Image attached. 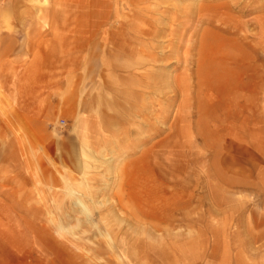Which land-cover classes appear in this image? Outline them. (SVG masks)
<instances>
[{
    "label": "rangeland",
    "instance_id": "rangeland-1",
    "mask_svg": "<svg viewBox=\"0 0 264 264\" xmlns=\"http://www.w3.org/2000/svg\"><path fill=\"white\" fill-rule=\"evenodd\" d=\"M0 22L75 102L0 115V264H264V0H0Z\"/></svg>",
    "mask_w": 264,
    "mask_h": 264
},
{
    "label": "crops",
    "instance_id": "crops-1",
    "mask_svg": "<svg viewBox=\"0 0 264 264\" xmlns=\"http://www.w3.org/2000/svg\"><path fill=\"white\" fill-rule=\"evenodd\" d=\"M3 31L0 29V115L14 112L17 120L41 122L54 119L61 108L62 114H67L70 108L74 110V101L67 98L61 104L59 97L50 93L54 79L39 75L42 72L39 51L24 63L28 54L24 49H14L20 44L11 39L12 34ZM48 69L47 72H54L51 66ZM2 122L0 116V130L5 129Z\"/></svg>",
    "mask_w": 264,
    "mask_h": 264
},
{
    "label": "bare ground",
    "instance_id": "bare-ground-1",
    "mask_svg": "<svg viewBox=\"0 0 264 264\" xmlns=\"http://www.w3.org/2000/svg\"><path fill=\"white\" fill-rule=\"evenodd\" d=\"M225 92H227L228 94L230 93V91L229 90H225ZM237 92V91H236ZM63 232V230L62 229H60V228H57L56 229V234L59 236L61 233ZM61 236V235H60Z\"/></svg>",
    "mask_w": 264,
    "mask_h": 264
}]
</instances>
